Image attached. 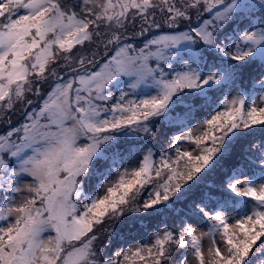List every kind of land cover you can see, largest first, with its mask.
Instances as JSON below:
<instances>
[{
	"label": "snow or ice",
	"instance_id": "obj_1",
	"mask_svg": "<svg viewBox=\"0 0 264 264\" xmlns=\"http://www.w3.org/2000/svg\"><path fill=\"white\" fill-rule=\"evenodd\" d=\"M0 264H264V0H0Z\"/></svg>",
	"mask_w": 264,
	"mask_h": 264
}]
</instances>
